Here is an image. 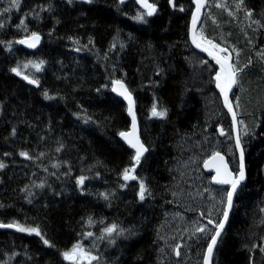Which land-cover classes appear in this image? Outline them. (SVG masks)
Listing matches in <instances>:
<instances>
[{
  "label": "trees",
  "instance_id": "1",
  "mask_svg": "<svg viewBox=\"0 0 264 264\" xmlns=\"http://www.w3.org/2000/svg\"><path fill=\"white\" fill-rule=\"evenodd\" d=\"M172 1L149 0L157 10L147 16L133 0H20L18 8L10 7L11 0H0V9L8 8L0 11V41L12 42L10 47L0 43V161L5 165L0 169V222L38 226L54 245H44L35 233L0 228V261L73 264L61 252L79 241L98 257L80 264H156V230L174 181L175 142L201 128L205 92L215 91L213 70L204 86L191 68V2ZM219 3L227 7L208 0L198 32L214 42L236 44L243 35L236 31L237 40L233 37V19L247 8L260 19L264 36L259 18L264 0H243L240 10L236 0ZM137 11L145 13L144 21L132 19ZM209 16L214 24H208ZM21 18L24 25L17 27ZM33 31L41 37L39 46L21 47L18 39ZM261 41L255 44L259 48ZM256 56L245 55L242 72L244 83L253 86L263 81L252 74L264 73V61ZM29 60L44 61L39 71L24 72L39 81L37 88L10 71ZM113 80H122L132 93L147 148L133 171L138 179L129 182L122 172L134 154L118 133L128 130L130 120L126 105L111 91ZM45 91L52 99L45 98ZM154 103L157 110L167 109L166 116L152 115ZM253 113L259 125L242 139L247 181L236 194L212 264H264V105ZM22 151L28 156H21ZM79 176L85 179L78 185ZM140 179L147 188L143 200L138 198ZM110 224L117 225L116 231L102 233ZM120 229L125 231L117 235Z\"/></svg>",
  "mask_w": 264,
  "mask_h": 264
},
{
  "label": "rangeland",
  "instance_id": "2",
  "mask_svg": "<svg viewBox=\"0 0 264 264\" xmlns=\"http://www.w3.org/2000/svg\"><path fill=\"white\" fill-rule=\"evenodd\" d=\"M227 2L229 3L230 1ZM259 18L264 21V14L262 13ZM233 20L236 22V26L231 29L233 30L232 34L237 40L236 31H239L238 34L243 35L240 42L236 44L230 42V44L228 41L220 39L219 42L215 43L220 44V46H226L232 51L233 63L238 59L239 63L243 64L245 55L249 54V52H254L258 55L256 56L258 60L261 57L264 61V48H262L264 41L259 42L261 48L255 45L260 37L264 40V36L259 32L261 22L259 25L253 22L260 21V19L256 18L254 14L249 18L243 10L239 18ZM214 22L213 17L209 16L208 24H214ZM241 22L244 26L241 25L240 27L239 24ZM205 37L215 40L209 35H205ZM237 44H240V46H237ZM233 49L238 51V57L237 51ZM191 57L192 71L196 80L199 77L196 82H202V85L205 86L209 83L207 75L210 70L214 71L213 74L216 71V69L214 70L213 62L196 53ZM25 70L32 74L40 69H36L31 65L25 68L23 65L20 68L22 73L20 76L25 75ZM253 75H257V81L262 79V84L256 82L253 86L248 80L244 83L243 75H239V83L236 85L237 88L232 99L234 106L239 103V107L235 108L241 117L240 121L244 122L240 124V134L243 139L247 138L257 125V122H253L257 116H255L253 111L264 105V88H262L264 86V73L261 71L259 74L253 73ZM237 98L239 99L237 100ZM249 102H251V107ZM203 107L204 127H201L196 134L179 137L175 142L172 162L174 181L169 191L171 199H169L168 204L170 205L167 207L157 228L156 242L158 253L156 264H200L204 247L211 235V229L197 215V212H202L205 218L217 221L222 213L219 210L223 207L221 200L224 192H226V189L213 187L210 184L209 178L201 170V164L213 151L223 150L229 156V163L233 170H236L237 167V157L231 141V135L228 134L224 138H219L215 130L218 125L214 127V132H211V125L218 122L223 123L226 118L217 94L213 91H206L203 98ZM220 125L224 128L222 124ZM245 128L248 129L247 134L245 133ZM200 224L207 226V230L204 233L195 231ZM177 244L180 247L178 248L179 255L176 258L174 253L177 249L175 247ZM93 262L81 261L80 263Z\"/></svg>",
  "mask_w": 264,
  "mask_h": 264
},
{
  "label": "snow or ice",
  "instance_id": "3",
  "mask_svg": "<svg viewBox=\"0 0 264 264\" xmlns=\"http://www.w3.org/2000/svg\"><path fill=\"white\" fill-rule=\"evenodd\" d=\"M73 0H67V3L71 4ZM86 3L91 4L93 0H85ZM121 3H123V0H120ZM138 4H140L145 10L147 16H152L153 13L157 10V5L154 3H149L148 0H136ZM169 4H172V0H168ZM192 3L195 5L194 9L191 10V27L189 28V35L191 38L192 43L196 46L198 49H202L204 52H207L209 56H211L217 65H219V70L215 71V84L216 87L220 90V94L223 96L224 99V106L227 108L228 112L232 115V128L235 130L237 128V124H243V121H238L236 117V112L234 111V105L230 102L229 99V91L233 88V85H236L239 83L238 77L241 74V72L244 70L246 65L240 64L239 60L235 63H229V56L228 55H221V53H227L228 49L223 48L220 46V44L215 43L214 40L208 39L205 37L203 31L197 33L195 30L197 27V21L200 18L201 9L206 6L205 0H192ZM20 5V0H11L10 7L12 8H18ZM217 7L220 8H226L227 6L224 4L219 3V0H217ZM235 7L237 10H240L243 8V0H236ZM246 15L251 18L252 16V10L243 8ZM2 12H7L8 8L0 9ZM180 11H184L183 6L180 7ZM229 15H232L231 12H229ZM132 19L137 21H144L145 20V13L141 11H137L136 15L132 17ZM256 24H260V21H253ZM24 25V20L21 18L20 24L17 25V27H21ZM3 26V21H0V27ZM40 41V35L33 31L30 35L25 36L23 39H20L18 42L21 44H27L30 48H35L37 44ZM0 43H6L8 47L11 46V41L8 42H2ZM114 46V45H113ZM121 47H123V44H121ZM234 51H237L233 49ZM79 51V49H77ZM239 53L237 51V57ZM252 61L249 59L247 61V64H251ZM44 64L43 60H40L39 62L36 61H27L24 64V67L27 68L29 65L36 69H40L41 65ZM11 72L15 73L16 75H22L19 66L13 67L10 69ZM23 79L27 80L31 84H38L39 81L37 79H33L28 75H23ZM112 90L114 92H117L119 95L123 96V98L128 102L127 112L128 115L132 118L131 128L128 131H120L118 135L122 137L128 145L131 146V148L135 149V155L131 157V166L125 167L122 172L123 179L125 181L129 180H136L138 179L134 174L133 171L136 169L137 165L141 163V156L147 151L145 148V145L140 141L138 135H137V124H136V115L133 111V105L134 101L132 98V93L128 90L126 85L122 80H113L112 81ZM45 98L52 99L45 91L43 93ZM239 98H237L238 100ZM235 107H239V103L235 105ZM152 115L153 116H159L164 117L167 114L166 108H160L157 110V105L154 103L152 105ZM248 129L245 128V133L247 134ZM15 133V128H13V134ZM221 135L224 134V130L220 129ZM235 148L239 151V160H238V170L234 173L231 171L228 167V164L224 161V157L216 151L212 152V155L205 160V167L214 166L216 168V175L212 176L211 179L215 181L217 184L222 185H230V187L227 189L226 192L223 194V198L221 200V204L223 205L222 209L219 211H222V216L219 218L218 221L209 219L208 224L213 225L214 227L211 229V235L210 239L207 241V248L204 252L203 260L204 264H210L211 257L213 255L214 247L218 243V238L221 237L222 231L225 227V223L229 218V211L233 207V197L234 194L237 192L238 186L241 184L242 181L245 180V151L242 146L241 137L239 134L235 137ZM7 155V153L5 154ZM21 156H28V153L26 152H20ZM218 163H212L216 162ZM5 165L2 161H0V169L4 168ZM85 177L79 176L77 177V184H82ZM125 185L121 184L120 187L123 188ZM147 188L146 184L143 179L139 180V198L140 200H143L145 198ZM31 195V193H29ZM101 195H104L101 193ZM105 199H107V196H105ZM262 212H264V209H261ZM91 217H89L88 223H92ZM264 223V221H262ZM0 228H14L17 231L20 232H28V233H35L40 239L42 240L44 245H48L50 247H54L50 243L48 239H45L44 236L41 234L39 227H31V226H24L21 225L17 221H11L9 223H2L0 222ZM117 225L110 224L107 227L103 228L101 231L102 233H107L111 235L116 231ZM207 230V226L200 224L198 227H196L195 231L204 233ZM125 230L120 229L119 232H117V235L123 234ZM87 235L91 236L92 233H87ZM103 238V237H102ZM110 243H113L114 241L110 240ZM175 247L178 249L180 245H175ZM12 255H15V253H12ZM61 255L65 260L72 261L73 264H80L81 261H96L98 260V257L92 255V252L90 250H85L84 247L81 245L79 241H76L73 243L70 249L65 250L61 252ZM179 255V253H177ZM0 264H5V262L0 261Z\"/></svg>",
  "mask_w": 264,
  "mask_h": 264
},
{
  "label": "water",
  "instance_id": "4",
  "mask_svg": "<svg viewBox=\"0 0 264 264\" xmlns=\"http://www.w3.org/2000/svg\"><path fill=\"white\" fill-rule=\"evenodd\" d=\"M126 1H131V0H123V2H126ZM139 7H141L143 10H145L140 4H138L137 2H136V0H133ZM149 2V1H148ZM191 2H192V0H191ZM150 3V2H149ZM205 4H206V6H207V0H205ZM192 5H193V9H194V7H195V5L192 3ZM206 6L205 7H203L202 9H201V14H200V18L198 19V21H197V27H196V31L198 30V28H199V26L201 25V22H202V20H203V16H204V12H205V8H206ZM191 27V14H190V20H189V27H188V38H189V44H190V46L192 47V49L194 50V51H196L197 53H199L200 55H202V56H204V57H206V58H208V59H211V60H213L214 62H215V60L211 57V56H209L208 55V53L207 52H204L202 49H198V48H196V46L192 43V41H191V38H190V35H189V28ZM40 41H41V37H40ZM40 41H39V43L37 44V46L35 47V48H30V47H28V45L27 44H21V45H23L26 49H30V50H33V49H36L38 46H39V44H40ZM223 48H225V47H223ZM221 55H228L229 56V63H232V61H233V55H232V53H231V51L228 49V52L227 53H221ZM216 63V62H215ZM218 66V70H219V65H217ZM25 80V79H24ZM28 84H30L31 86H37V84H31V83H29L27 80H25ZM112 86V85H111ZM234 86L235 85H233V88L229 91V99H230V95H231V93H232V91H233V89H234ZM216 89H217V91H218V93H219V95H220V98H221V101H222V103H223V105H224V99H223V96L220 94V90L216 87ZM111 90H112V87H111ZM112 92H113V94L116 96V97H118L120 100H122L123 101V103L126 105V115H127V117L129 118V120H130V126H129V129L131 128V123H132V118H131V116H129L128 115V112H127V107H128V102L123 98V96H121V95H119L117 92H114L113 90H112ZM132 98H133V101H134V105H133V111L135 112V115H136V111H135V100H134V97H133V95H132ZM225 107V106H224ZM225 109H226V111H227V113L230 115V117H231V121H232V115H231V113H229L228 112V110H227V108L225 107ZM136 124H137V135H138V137H139V139H140V141L142 142V140H141V138H140V134H139V124H138V121H137V117H136ZM128 129V130H129ZM220 129L221 128H219L218 130H219V135L220 136H222L221 135V133H220ZM127 130V131H128ZM237 134H239V128L237 127L235 130H234V143H235V137H236V135ZM118 138H119V140H120V142H122L128 149H130L131 151H133L134 153H135V149H133V148H131V146L130 145H128L127 144V142L122 138V137H120V136H118ZM143 143V142H142ZM146 148V147H145ZM236 152H237V156H238V160H239V151L236 149ZM146 153V152H145ZM144 153V154H145ZM143 154V155H144ZM223 157H224V161L228 164V167H229V169L231 170V168H230V165H229V163H228V161H227V157L224 155V154H222V153H220ZM142 155V156H143ZM141 156V157H142ZM210 157V156H209ZM208 157V158H209ZM207 158V159H208ZM212 163H218V161H216V162H212ZM246 166V165H245ZM203 170L206 172V173H213V176L214 175H216V168L214 167V166H209V167H205V163L203 164ZM237 170H238V168H237ZM232 171V170H231ZM234 172V171H233ZM235 173V172H234ZM246 167H245V177H246ZM246 182V178H245V180L244 181H242L241 182V184H243V183H245ZM211 183H212V185H214V186H217V187H227V188H229L230 187V185H222V184H217L215 181H213L212 179H211ZM240 184V185H241ZM239 185V186H240ZM239 186H238V188H239ZM234 198V197H233ZM234 200V199H233ZM233 208V207H232ZM232 208L230 209V211H229V216H230V214H231V211H232ZM229 219V218H228ZM228 221V220H227ZM227 221H226V223H225V226H226V224H227ZM214 227V226H213ZM225 228V227H224ZM4 229H10V230H15L14 228H4ZM224 230V229H223ZM223 232V231H222ZM218 240H219V238H218ZM216 247V246H215ZM215 247H214V249H215ZM207 248V247H206ZM205 251H206V249H205ZM213 252H214V250H213ZM212 258V257H211ZM72 262V261H71ZM203 264H204V260H203ZM210 264H211V260H210Z\"/></svg>",
  "mask_w": 264,
  "mask_h": 264
},
{
  "label": "bare ground",
  "instance_id": "5",
  "mask_svg": "<svg viewBox=\"0 0 264 264\" xmlns=\"http://www.w3.org/2000/svg\"><path fill=\"white\" fill-rule=\"evenodd\" d=\"M208 1V0H207ZM190 2H191V0H190ZM172 4H173V1H172ZM172 4H170V5H172ZM137 5V4H136ZM191 5H192V2H191ZM138 6V5H137ZM138 8H140L142 11H144V12H146V10H143L141 7H139L138 6ZM192 9H193V5H192ZM189 20H190V18H189ZM188 27H189V23H188ZM24 37H22V38H20V39H23ZM20 39H18V41L20 40ZM188 40H189V38H188ZM17 41V43L21 46V47H23V48H25L23 45H21L19 42ZM190 45V44H189ZM191 47V46H190ZM221 47H225V48H227V49H229L228 47H226V46H221ZM26 49V48H25ZM191 49H192V47H191ZM230 50V49H229ZM192 51L194 52V53H196V54H198L199 56H202V55H200L199 53H197L196 51H194L193 49H192ZM231 51V50H230ZM232 53V52H231ZM232 55H233V53H232ZM190 57V56H189ZM202 57H204V56H202ZM204 58H206V57H204ZM190 59V58H189ZM206 59H208V58H206ZM210 61H212V60H210ZM213 62V64H214V66H215V69H216V71L218 70V66H217V64L214 62V61H212ZM189 63V62H188ZM187 65V64H186ZM190 66V65H189ZM107 67V66H106ZM190 68V67H189ZM244 71V70H243ZM242 71V72H243ZM242 72H241V74H240V76L242 75ZM214 77H215V73L214 74H212V83H213V87H214V90L215 91H213L214 93H216L217 94V96H218V99H219V102H220V105H221V108H222V110H223V112H224V114H225V116L228 118V120H229V122H230V124H231V128H232V121H231V117H230V115L227 113V111H226V109H225V107H224V105H223V103H222V101H221V98H220V95H219V93H218V91H217V89H216V84H215V80H214ZM125 84V83H124ZM237 85V84H236ZM234 86V89H233V91H232V93H231V95H230V102L233 104V102H232V99H233V97H234V92H235V89L237 88V86ZM33 87H38V84H37V86H33ZM112 87V86H111ZM112 91V90H111ZM113 93V92H112ZM234 105V104H233ZM234 111L236 112V117H237V120H238V113H237V111H236V108H235V106H234ZM203 115H204V113H203ZM247 115V114H246ZM136 117H137V115H136ZM129 119V118H128ZM137 121H138V119H137ZM204 118H203V121H202V125H201V127H204ZM257 124L259 125V123H258V121H257ZM237 127L239 128V124H237ZM219 128H221V127H217V129H219ZM223 128V127H222ZM129 129V128H128ZM201 129V128H200ZM200 129L197 131V132H199L200 131ZM127 131V130H126ZM197 132H195V133H193V134H196ZM232 132H233V134H232V137H233V144H234V148H235V143H234V129L232 128ZM231 132V133H232ZM218 133H219V130H218ZM193 134H191V135H193ZM188 136V135H187ZM218 137H220V135L218 136ZM224 137V136H223ZM122 143V142H121ZM146 147V146H145ZM245 147V146H244ZM243 147V148H244ZM248 148H249V146H248ZM130 150V149H129ZM244 151H246L245 149H244ZM133 152V151H132ZM219 153H221V152H219ZM224 152H222V154H223ZM133 154L135 155V153L133 152ZM212 154H210L209 156H211ZM144 156V155H143ZM142 156V157H143ZM208 156V157H209ZM141 157V158H142ZM207 157V158H208ZM207 158L206 159H204V161L202 162V164H201V170H202V172L205 174V175H210L211 173H206L204 170H203V164H204V162H205V160H207ZM246 165V164H245ZM246 167V166H245ZM174 172V171H173ZM246 181H247V173H246ZM244 184H246V182L245 183H243V184H241L240 186H239V188L237 189V192L239 191V189L244 185ZM217 187V186H216ZM226 191H227V189H226ZM237 192L234 194V200H233V206H234V201H235V197H236V194H237ZM171 199V198H170ZM170 204H168V206H169ZM167 206V207H168ZM167 209V208H166ZM163 211V210H162ZM166 211V210H165ZM232 211H233V208H232ZM232 211H231V214H232ZM231 214H230V216H229V219H228V221H227V224H226V226H225V228H224V230H223V232H222V235L224 234V231H225V229H226V227H227V225H228V223H229V220H230V218H231ZM202 216V215H201ZM221 216H222V213H221ZM220 216V217H221ZM205 217V216H204ZM163 218V217H162ZM207 218V217H206ZM208 220H209V218L207 219V221H206V225L210 228V229H212L213 228V225H209L208 224ZM219 220V219H218ZM162 221V220H161ZM1 229H4V228H1ZM6 230H10V229H6ZM13 231H17L16 229L15 230H13ZM222 235H221V237H222ZM156 236H157V230H156ZM221 237L219 238V240H218V243H219V241H220V239H221ZM209 239H210V237H209ZM208 241V240H207ZM157 243V242H156ZM218 243H217V245H218ZM217 245H216V247H217ZM206 247H207V242H206V245H205V247H204V250H203V254H202V256H201V262H200V264H203V256H204V252H205V249H206ZM216 247H215V249H214V252H215V250H216ZM176 251H178V249H176ZM214 252H213V255H214ZM157 253H158V250H157ZM212 255V258H211V264H212V262H213V256ZM70 263H73V262H71V261H69ZM110 264H112V263H110Z\"/></svg>",
  "mask_w": 264,
  "mask_h": 264
},
{
  "label": "flooded vegetation",
  "instance_id": "6",
  "mask_svg": "<svg viewBox=\"0 0 264 264\" xmlns=\"http://www.w3.org/2000/svg\"><path fill=\"white\" fill-rule=\"evenodd\" d=\"M240 115L238 114V121H240ZM220 124H222L223 126H224V128H226L225 130H224V128H222V126L220 125ZM216 125H218L217 127H221L223 130H224V134L222 135V136H220L219 138H224L225 136H227L228 134H230L231 135V141L233 140V137H232V134H233V132H232V128L230 127L231 126V124H230V122H229V120H228V118L226 117L225 118V120H224V122L223 123H220V122H218V123H215V124H213V125H211L210 126V128H211V132H214V127L216 126ZM257 126H258V124L255 126V128H254V130L253 131H251V133L249 134V135H252L253 134V132L257 129ZM217 127L215 128V130H216V132H217V136H219V133H218V129H217ZM239 128H240V124H239ZM232 132V133H231ZM215 135V134H214ZM248 135V136H249ZM224 136V137H223ZM241 136V135H240ZM227 138V137H226ZM241 141H242V144H244L243 143V140H242V136H241ZM232 143H233V141H232ZM233 146H234V144H233ZM243 147H244V145H243ZM235 149V148H234ZM223 151V150H222ZM222 151H217V152H221L222 153ZM224 152V151H223ZM227 158V161H228V163H229V156H227V154H226V152H224L223 153ZM237 157V156H236ZM237 163H238V160L236 161V166H237ZM229 165H230V168L231 169H233L232 168V166H231V164L229 163ZM234 171V170H233ZM236 171V170H235ZM208 178H209V182L211 181V177L213 176V173H211L210 175H206ZM211 184V183H210ZM212 185V184H211ZM213 187H216V186H214V185H212ZM217 188H220V187H217ZM197 215H199V217L205 222V224H207L206 223V221H207V219L208 218H205L204 217V214H202V212H197ZM202 215V216H201ZM221 216V215H220ZM220 218V217H219ZM218 221V220H217ZM177 253H178V251H176L175 250V257L177 258L178 257V255H177Z\"/></svg>",
  "mask_w": 264,
  "mask_h": 264
}]
</instances>
